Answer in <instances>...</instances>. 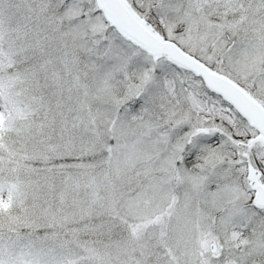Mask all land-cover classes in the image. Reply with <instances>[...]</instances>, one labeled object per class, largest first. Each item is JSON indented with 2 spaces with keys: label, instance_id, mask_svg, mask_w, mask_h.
Segmentation results:
<instances>
[{
  "label": "snow or ice",
  "instance_id": "6c2138e0",
  "mask_svg": "<svg viewBox=\"0 0 264 264\" xmlns=\"http://www.w3.org/2000/svg\"><path fill=\"white\" fill-rule=\"evenodd\" d=\"M0 264H264V0H0Z\"/></svg>",
  "mask_w": 264,
  "mask_h": 264
}]
</instances>
